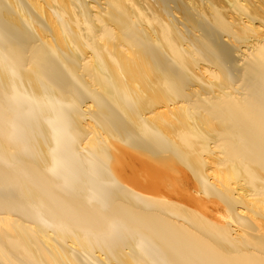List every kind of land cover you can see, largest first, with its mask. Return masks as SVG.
<instances>
[{
	"label": "bare ground",
	"instance_id": "bare-ground-1",
	"mask_svg": "<svg viewBox=\"0 0 264 264\" xmlns=\"http://www.w3.org/2000/svg\"><path fill=\"white\" fill-rule=\"evenodd\" d=\"M0 264H264V0H0Z\"/></svg>",
	"mask_w": 264,
	"mask_h": 264
}]
</instances>
